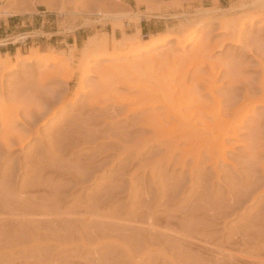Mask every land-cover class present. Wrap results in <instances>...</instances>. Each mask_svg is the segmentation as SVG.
Returning a JSON list of instances; mask_svg holds the SVG:
<instances>
[{
  "label": "rangeland",
  "instance_id": "rangeland-1",
  "mask_svg": "<svg viewBox=\"0 0 264 264\" xmlns=\"http://www.w3.org/2000/svg\"><path fill=\"white\" fill-rule=\"evenodd\" d=\"M263 6L264 0H0V51L10 52L9 64L21 54L3 76L0 65V142L13 127L30 139L13 151L0 144V264H263L264 27L261 19L250 21ZM137 28L143 44L171 37L138 56L166 53V63L142 70L174 80L186 74L184 85L176 78L178 89L189 87L191 99L200 90L206 103L209 84L224 110L256 105L224 148L209 132L189 141L170 135L178 120L159 126L166 108L151 112L153 82L136 77L134 84L147 89H121L135 99L124 103L99 84L98 72L117 73ZM184 30L194 41L177 46ZM198 39L205 45L199 51ZM92 40L89 60L104 42L110 53L125 45L120 60L91 62L71 103L81 53ZM36 49L61 59L45 68V57L27 59ZM198 70L208 83L196 81ZM54 72L72 80H50ZM195 108L185 124L197 121Z\"/></svg>",
  "mask_w": 264,
  "mask_h": 264
},
{
  "label": "bare ground",
  "instance_id": "bare-ground-1",
  "mask_svg": "<svg viewBox=\"0 0 264 264\" xmlns=\"http://www.w3.org/2000/svg\"><path fill=\"white\" fill-rule=\"evenodd\" d=\"M136 3L138 1H135ZM140 3V2H139ZM137 3V4H139ZM264 7V6H263ZM262 9V8H261ZM260 13L257 15V16H254V17H251L250 18V21L253 22L255 19H261V27H264V10H259ZM258 13V12H257ZM250 15V14H249ZM248 15V16H249ZM256 15V14H255ZM253 16V15H251ZM249 20V18H248ZM225 24L226 22L225 21H221V28H223L224 30H222L223 32L224 31H228L226 28H225ZM242 25V24H241ZM194 29V28H193ZM191 31V30H190ZM188 32L187 33V30H184L178 37L175 38L176 40V44L177 46L179 45L180 46V43H182L183 41L185 42L187 40V38L189 37V39L187 40L188 42H191V41H194V38L192 37L193 35V31L191 32ZM137 36L135 38H132L133 39V46L131 47L130 51H127L128 53H124V55L122 56L123 57V62L121 61V63H119V68L118 66L116 67V72L115 74H113L112 76H110L109 78H105L104 77V73L103 72H98V79H99V84H103L106 85V88L110 89L109 92L111 94V96L113 98L117 97L116 100L119 102V103H124V102H127V99L131 101L135 100L133 98H127L123 95H126L127 94L123 93L122 91H120L121 89L123 90H126L128 93L129 92H135V91H139L141 90V88H146L144 87L141 83L144 82H153L154 86L152 88H150V90H152V92L156 95V98L154 99H151V103L149 105L150 107V110L151 112H154L157 107H159L160 105L164 106L166 108V111L164 112V120L162 121V125H159V126H165L167 125V123L169 122H172L173 120H178L179 121V124L176 125L172 130H169L170 132V135L174 136L176 133H181L183 137H181L179 140H185V141H189L191 138L193 139V137H198V136H201L203 135L204 133L206 132H209L211 134H214V142L216 145H218L219 147L221 148H224V139L225 138H228V137H231L232 135H234L236 133V126L237 125H240L242 124V122L248 117V116H252V114L254 113V111L256 110V105H254L253 102L251 101H246V102H243L241 103L238 107L234 108V109H226L224 110L219 102V100L213 95V91L211 89V87H208L209 84H206V88L208 90V92H210V95L212 96V101L209 103H206V100L205 102L204 99H201L200 96L198 95L200 93V90H199V93H198V89H197V96L194 98V99H191L189 98L190 96L187 95L188 91L190 90L189 87H186L184 86L183 89H178V87L180 88V86H176L175 84V80L178 79V77L176 76L175 77V80L173 77L171 76H165L166 78H163L161 76V78H159L158 76L160 75H154L152 71H150V73H147V69H143L145 70V72L141 69L145 66V64H153L155 62H160L161 59H165V54L164 53V56L163 54L161 53H156V54H153L149 57H145L144 59H141L139 58L142 53H146L148 51H154V49L158 48V47H161L162 45H164L166 43L167 40H169L171 37L169 35H164V36H161V37H158V38H151L147 44H143V42H141L138 38V36H140V33L141 31L137 28ZM190 33V34H189ZM239 34H236V36H238ZM237 38V37H236ZM129 39V38H128ZM232 40V39H231ZM234 40V38H233ZM229 41V40H228ZM92 42H88L87 45H86V48L85 50H83V52L81 53V58L82 60L84 59V61H80V65H79V69L78 71L75 73L76 75V85H77V88L75 90V93L73 95V98H71L70 102L72 103L73 101H75V99L77 98V96L79 95V92L83 90V82L85 79H87V77L90 75V67H91V62L95 63L96 61H98L99 59H102V58H107L109 61H114V60H120L121 58V55H122V49L124 48V45H125V42L124 44H121L115 48L112 49L111 53L109 52V43L108 42H104L103 44H101L99 46V50L101 51L100 54L98 55H94L92 56L93 59L92 60H89L91 58L88 57V54L89 52L92 51V47L90 45H92ZM230 42V41H229ZM94 43V42H93ZM127 43V42H126ZM185 45V44H184ZM203 40L202 39H198V40H195V44H194V49H197V51H199V49L203 48ZM223 45H225L224 43L220 44L219 46H217L215 48V50L218 49V51L224 47ZM205 46V45H204ZM74 48H76V45H73ZM207 47V45H206ZM214 49H212L213 51ZM222 50V49H221ZM171 52V51H170ZM170 52H169V55H170ZM204 52V51H203ZM202 52V53H203ZM214 52V51H213ZM150 53V52H149ZM205 55V54H204ZM203 55V56H204ZM74 54L71 53L69 54V56L66 58L68 59V61H70L71 59H74ZM139 56V57H138ZM208 53L206 54L205 58L207 59L208 57ZM5 57V60H1L0 59V65L2 66V75L3 76L4 74L6 73H9L11 70L15 69L16 66L18 65V63L21 61V54H20V50H17L16 52V56L14 58V61L12 64H9V60H7L9 58V55L6 54L4 55ZM45 57V59L43 60V65L44 67L48 68L52 65H55L56 63H58V61L61 59V55L60 53L58 52H55V51H51L49 54L47 55H41L39 53V51L36 49L34 50L29 56H28V60L32 61V60H37V61H41L42 58ZM80 57V55H79ZM142 57V56H141ZM1 58V57H0ZM65 58V57H64ZM89 58V59H88ZM166 58H168V54H166ZM205 58L201 59L202 61L200 62L202 64V62L205 60L207 61ZM210 58V57H209ZM86 59V60H85ZM204 61V63H206ZM165 62V61H163ZM162 61L160 62L159 65H161V63H163ZM166 63V62H165ZM199 63V64H200ZM203 65H206L204 64ZM164 64V63H163ZM196 65L195 67H199L200 65ZM153 66V65H152ZM162 66V65H161ZM169 66V65H168ZM93 67V66H92ZM119 70H118V69ZM169 68V67H168ZM166 67V69H168ZM212 68V66H211ZM140 69V70H139ZM165 69V70H166ZM197 69V68H196ZM201 69V68H200ZM156 70V69H155ZM169 70V69H168ZM173 70V69H172ZM159 72V70H156ZM203 71V70H202ZM212 71V70H211ZM52 72V71H51ZM58 72V71H57ZM171 73V71H169ZM174 72V71H173ZM213 72V71H212ZM62 73V72H61ZM96 73V72H95ZM183 73V72H182ZM179 74V73H178ZM205 74V72H204ZM52 75V76H51ZM50 76V80H57V79H62L66 82H70L72 80V76H69V75H63L62 74H58L56 72L52 73ZM184 75V73H183ZM182 77L180 76L181 78V85H184L185 84V81H186V74ZM193 75V74H192ZM208 76V75H207ZM140 79V81H142L140 83V85H135L134 84V81L135 79L137 78ZM194 77H196V81L199 83H201L202 81H204L203 79L201 78H208L206 76H203L200 72V70H198V73L196 72V75H194ZM161 79V80H158ZM177 78V79H176ZM179 78V79H180ZM178 79V80H179ZM194 79V78H193ZM144 80V81H143ZM202 80V81H200ZM133 81V83H132ZM139 82V81H138ZM196 82V83H197ZM204 82H207L208 81H204ZM179 83V82H177ZM151 84V83H150ZM193 85V87L195 86L194 84H191ZM199 85V84H197ZM202 85H203V82H202ZM147 86V85H146ZM149 86V85H148ZM189 86V85H188ZM191 87V86H190ZM197 87V86H196ZM148 88V89H149ZM147 89V88H146ZM195 89V87H194ZM193 89V90H194ZM107 91V90H106ZM179 91L178 93H180L181 91L183 92V95L181 96L180 95V98L174 100L172 97L173 95ZM195 92V90H194ZM108 93V92H107ZM122 93V94H121ZM137 93V92H136ZM135 93V94H136ZM190 93V92H189ZM181 94V93H180ZM194 94V93H193ZM121 95V96H120ZM109 96V95H107ZM115 96V97H114ZM191 96H195L194 95H191ZM202 97V96H201ZM210 97V96H209ZM208 97V98H209ZM127 98V99H126ZM136 98V97H135ZM204 98V97H203ZM254 98V97H253ZM252 98V99H253ZM248 99V98H247ZM202 100V101H201ZM210 100H211V97H210ZM255 100V99H254ZM138 101V100H137ZM143 101V100H142ZM208 101V100H207ZM64 103V102H63ZM96 103H99L96 101ZM134 103V102H133ZM105 104V103H104ZM94 105V104H93ZM103 105V104H102ZM234 105V104H233ZM261 105V104H259ZM113 106V105H112ZM145 106V105H144ZM61 107V106H60ZM90 107H93L90 105ZM101 106L97 107L99 109ZM193 107L197 110L195 111H192V113H195V115L197 116L196 119L197 121L195 122L194 125H188V123L185 124V121H186V118H187V115L191 114L188 112V110L191 112V109H193ZM260 107V106H259ZM116 108V107H115ZM103 109V108H102ZM55 110V109H54ZM158 110V109H157ZM194 110V109H193ZM102 111V110H101ZM105 111V110H104ZM103 112V111H102ZM148 112V111H147ZM161 112V111H160ZM149 113V112H148ZM55 113L52 114V116L54 115ZM151 114V113H150ZM41 116V115H40ZM155 116V115H154ZM44 117V116H43ZM51 117V116H50ZM151 118V116H149ZM153 117V116H152ZM158 117V115H157ZM161 117V116H160ZM159 117V118H160ZM47 119V118H46ZM144 119V118H143ZM154 119V117L152 118ZM157 119V120H156ZM193 119V118H192ZM49 120V119H48ZM156 120V122L158 121V118H155L154 121ZM143 121V120H142ZM153 123V121H150ZM149 122V123H150ZM154 124V123H153ZM152 125V124H151ZM155 125V124H154ZM157 125V126H158ZM182 125V126H181ZM181 126V128H179ZM13 127V126H12ZM153 129V127H152ZM169 129V128H167ZM155 131V130H154ZM178 131V132H177ZM156 132V131H155ZM159 134V132H158ZM163 134V133H161ZM160 134V135H161ZM164 136V135H163ZM24 137V136H23ZM21 133L20 132H17L15 131V127H13L12 129L9 130V133L8 135L4 136L3 139L1 140L0 144H3L8 151H13L16 148H23L25 147L30 139L29 138H23ZM160 137V136H158ZM157 137V138H158ZM161 139V138H160ZM172 140L173 142H175L177 139L172 137ZM14 142V143H13ZM169 143V142H168ZM167 143V144H168ZM185 143V142H184ZM187 144V143H186ZM165 146V145H164ZM168 146V145H167ZM168 148V147H167ZM176 147H174L175 149ZM168 150V149H167ZM178 150V149H176ZM168 152V151H167ZM166 152V153H167ZM173 153V152H171ZM170 153V154H171ZM185 153V152H184ZM190 154V153H189ZM198 154V153H197ZM165 155V154H164ZM172 155V154H171ZM182 155V154H181ZM186 155V153H185ZM184 155V156H185ZM199 155V154H198ZM170 156V155H169ZM168 156V157H169ZM188 156V155H187ZM190 156V155H189ZM196 156V154H195ZM194 157V156H193ZM192 157V158H193ZM197 157V156H196ZM196 157H194L193 159H195ZM199 157V156H198ZM222 157V156H221ZM181 158V157H180ZM184 158V157H183ZM227 158V157H226ZM170 159V158H169ZM168 159V160H169ZM167 160V161H168ZM183 160V159H181ZM181 160H178L181 164ZM198 160V159H197ZM172 161V160H171ZM186 161V160H184ZM199 161H202V160H199ZM183 162V161H182ZM178 164V165H180ZM217 166V165H216ZM263 170H264V167H263ZM255 191V190H254ZM252 191V192H254ZM247 193V192H246ZM247 195V194H245ZM245 197V196H244ZM249 197V196H248ZM247 197V198H248ZM244 199V198H243ZM238 202V200H237ZM236 203V202H235ZM231 204V203H230ZM236 206V205H234ZM232 210H234L232 208ZM230 211V210H229ZM234 212V211H233ZM261 215V214H260ZM149 217V216H148ZM144 219V218H143ZM150 219V218H149ZM152 219V218H151ZM90 220V219H89ZM155 220V219H154ZM152 221V220H151ZM153 222V221H152ZM157 222V221H156ZM154 223V222H153ZM151 223V224H153ZM158 223V222H157ZM150 224V223H149ZM150 226V225H149ZM148 226V227H149ZM152 226V225H151ZM154 227V226H152ZM156 227V226H155ZM159 230V229H158ZM254 230V229H253ZM153 231V229H152ZM170 231V230H169ZM251 231V230H250ZM161 232V231H160ZM159 232V233H160ZM247 232V231H246ZM247 233H250V232H247ZM174 234V233H173ZM176 234V233H175ZM166 235V234H165ZM246 235V233H245ZM252 235V234H251ZM165 237V236H164ZM163 237V238H164ZM246 237V236H245ZM169 239V238H168ZM246 239V238H245ZM236 240V239H235ZM233 247V246H232ZM225 253V252H224ZM242 253V252H241ZM227 255V254H226ZM242 255V254H241ZM228 256V255H227ZM240 257V256H239ZM243 257V255H242ZM240 257V258H242ZM252 257V256H251ZM250 257V258H251ZM258 257V256H256ZM232 258V256L230 257ZM235 258V257H233ZM262 258V257H261ZM237 259V258H235ZM245 261H246V257H244ZM244 259H242L244 261ZM259 260L262 262L263 260L262 259H259L258 258V262ZM252 262V260H249V262ZM254 261V260H253ZM256 262H257V259H256ZM253 263V262H252ZM259 264V263H258ZM262 264V263H261ZM264 264V262H263Z\"/></svg>",
  "mask_w": 264,
  "mask_h": 264
},
{
  "label": "crops",
  "instance_id": "crops-1",
  "mask_svg": "<svg viewBox=\"0 0 264 264\" xmlns=\"http://www.w3.org/2000/svg\"><path fill=\"white\" fill-rule=\"evenodd\" d=\"M3 26L4 27H6L5 26V24H3ZM143 30H142V28H141V32H142ZM44 34H46L45 32H43ZM47 34H49V35H51V37H50V39H52L53 37H54V34L53 33H47ZM152 35H154V34H152ZM43 38V37H42ZM55 44L57 43V42H54ZM46 44V43H45ZM47 46H53V45H51V44H46ZM6 54H10V52L9 51H0V56H2V55H6Z\"/></svg>",
  "mask_w": 264,
  "mask_h": 264
}]
</instances>
